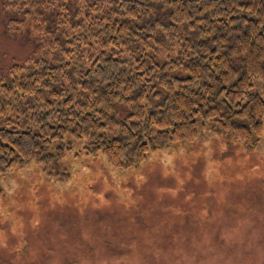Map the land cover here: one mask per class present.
I'll return each instance as SVG.
<instances>
[{"label":"trees","instance_id":"1","mask_svg":"<svg viewBox=\"0 0 264 264\" xmlns=\"http://www.w3.org/2000/svg\"><path fill=\"white\" fill-rule=\"evenodd\" d=\"M38 51L0 73V174L28 163L66 181L73 140L118 169L223 133L264 131V0H0ZM70 145V146H68Z\"/></svg>","mask_w":264,"mask_h":264},{"label":"rangeland","instance_id":"2","mask_svg":"<svg viewBox=\"0 0 264 264\" xmlns=\"http://www.w3.org/2000/svg\"><path fill=\"white\" fill-rule=\"evenodd\" d=\"M5 18L0 73L38 51ZM86 144L71 142L66 181L35 162L0 174V264H264V131L248 149L202 130L131 170Z\"/></svg>","mask_w":264,"mask_h":264}]
</instances>
